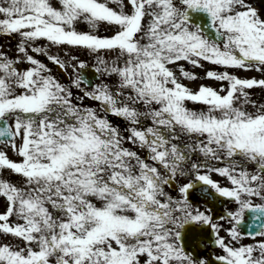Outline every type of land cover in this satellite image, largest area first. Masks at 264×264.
<instances>
[{"label":"snow or ice","instance_id":"6c2138e0","mask_svg":"<svg viewBox=\"0 0 264 264\" xmlns=\"http://www.w3.org/2000/svg\"><path fill=\"white\" fill-rule=\"evenodd\" d=\"M0 36V264H264V0H0Z\"/></svg>","mask_w":264,"mask_h":264},{"label":"rangeland","instance_id":"374dc122","mask_svg":"<svg viewBox=\"0 0 264 264\" xmlns=\"http://www.w3.org/2000/svg\"><path fill=\"white\" fill-rule=\"evenodd\" d=\"M254 2L256 3L257 6H259V0H254ZM84 30H86L87 26L86 25H82L81 26ZM101 34H105V29L104 27L100 28ZM0 45L3 46V48L8 49V50H12L14 49L15 45L12 44L10 41H8V39H5L3 37H0ZM84 58V57H82ZM189 70L194 71L197 74L198 79H196L195 81H187L184 80L182 82L186 83L190 88H192L194 91L198 88L199 84L204 83V84H209L212 86H217V82L214 81H209V80H204V79H200L199 77H201L203 75V70L202 69H193L191 66H188ZM234 72V74L240 76V77H246V76H255L256 78H261L259 73H255V72H244L242 70H232ZM261 97H264V91L260 90V89H255L254 90V99H260ZM187 106L189 108H193L194 110H199L200 105L198 104H193L192 102H187ZM112 119H118L113 117ZM115 122V121H114ZM117 123V122H116ZM216 178V177H214Z\"/></svg>","mask_w":264,"mask_h":264},{"label":"flooded vegetation","instance_id":"af4514ba","mask_svg":"<svg viewBox=\"0 0 264 264\" xmlns=\"http://www.w3.org/2000/svg\"><path fill=\"white\" fill-rule=\"evenodd\" d=\"M0 37H3V36H0ZM7 39H9V38H7ZM10 42H11L12 44H14V45L16 44V40H15V39H11ZM229 207H231V205H229ZM255 239L258 240V239H260V238L257 237V238H255ZM242 242H243V243H253L254 240H253V238H251V237H247V236H245V237L243 238ZM205 251H209V252H211V251H214V249H212L211 247H206V248H205Z\"/></svg>","mask_w":264,"mask_h":264},{"label":"trees","instance_id":"16d2710c","mask_svg":"<svg viewBox=\"0 0 264 264\" xmlns=\"http://www.w3.org/2000/svg\"><path fill=\"white\" fill-rule=\"evenodd\" d=\"M115 122H117L118 124L119 123H121L120 121H119V119H113Z\"/></svg>","mask_w":264,"mask_h":264}]
</instances>
